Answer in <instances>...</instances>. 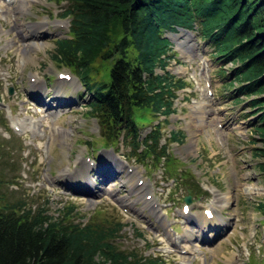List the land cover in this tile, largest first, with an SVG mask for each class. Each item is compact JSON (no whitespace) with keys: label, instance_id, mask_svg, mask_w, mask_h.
<instances>
[{"label":"rangeland","instance_id":"obj_1","mask_svg":"<svg viewBox=\"0 0 264 264\" xmlns=\"http://www.w3.org/2000/svg\"><path fill=\"white\" fill-rule=\"evenodd\" d=\"M67 5L52 0H0V101L5 106L0 105V208L16 205L33 212L43 209L44 214L57 218L63 207L72 205L74 223L84 224L89 218L111 226L122 223L115 245L156 256L160 264H264V213L258 209L264 203V172L257 167L263 160L259 153L264 143L255 131L257 115L246 103L257 96L240 94L241 101H235L239 83L232 87L227 84L232 79V64L217 62L212 45L195 32L193 36L178 32L173 43L175 56L166 67L187 84L177 91L176 110L161 128L165 138L160 142L168 139L170 130L183 133L181 143L165 144L168 153L180 161L175 162L179 174H174L177 179L173 184L161 183V177L170 178L161 164L155 167L148 163L145 174V166L131 160L135 166L127 165L126 170L132 171L129 175L106 150L101 152L103 160L97 169L83 164L78 178L73 173L72 182L62 180L68 165L79 168L82 154L93 160L95 156L89 151L94 153L99 145V126L88 112L87 91L76 93L84 100L79 99L68 113L60 111V115L44 119L41 131L38 125L37 131L28 125L20 131L11 129V122H39L32 115L38 108L33 102L43 105L44 97L31 86L36 80L42 81L37 86L52 91L46 92V99L60 89L63 100L75 99L72 94L80 87L78 80L72 75L67 82L57 80L58 73L69 71L52 60L55 39L68 31V20L61 17ZM8 86L16 91L11 98L6 94ZM208 89L211 96L206 93ZM51 102L45 101L47 111L54 108L55 102ZM57 107L65 108L60 103ZM39 112L38 118H43L44 112ZM116 147L118 153L127 151L121 139ZM108 169L112 172L105 171ZM120 170H124L122 175ZM183 171H188V179L180 176ZM89 176L97 177L93 178L97 184H92ZM142 185L144 190L133 189ZM192 185L199 187L190 192ZM71 186L83 188L77 189L81 191L78 193L69 191ZM186 195L200 198L191 204L192 212L187 216L192 223L186 219V223H175L176 232H172L166 222L179 213ZM149 201L156 202V211L150 209ZM210 204L217 226L200 219L204 206ZM172 237L187 251H177ZM193 237L198 238L189 247L187 241Z\"/></svg>","mask_w":264,"mask_h":264},{"label":"trees","instance_id":"obj_2","mask_svg":"<svg viewBox=\"0 0 264 264\" xmlns=\"http://www.w3.org/2000/svg\"><path fill=\"white\" fill-rule=\"evenodd\" d=\"M52 1L68 4L61 17L69 20L66 36L55 40L52 60L78 75L90 94L88 112L102 127L104 145L123 136L138 162L164 158L171 169L173 158L159 143L160 124L144 136L140 127L175 112L176 90L185 83L166 69L175 55L166 35L178 28L196 30L212 45L217 62L232 64L227 84L239 83L235 101L240 94L257 96L246 103L257 115L255 131L264 143V0ZM169 133L170 141L181 143L182 132ZM260 150L257 167L264 172ZM258 209L264 213V203ZM44 212L0 208V264L159 263L115 245L122 223H74L72 205L57 218Z\"/></svg>","mask_w":264,"mask_h":264},{"label":"water","instance_id":"obj_3","mask_svg":"<svg viewBox=\"0 0 264 264\" xmlns=\"http://www.w3.org/2000/svg\"><path fill=\"white\" fill-rule=\"evenodd\" d=\"M11 92H12V88H9V94H11ZM186 199L188 200L189 198Z\"/></svg>","mask_w":264,"mask_h":264},{"label":"bare ground","instance_id":"obj_4","mask_svg":"<svg viewBox=\"0 0 264 264\" xmlns=\"http://www.w3.org/2000/svg\"><path fill=\"white\" fill-rule=\"evenodd\" d=\"M30 43H32V44H30V45H34L33 42H30ZM106 171L109 172L108 170H106ZM113 173H115V171H114Z\"/></svg>","mask_w":264,"mask_h":264}]
</instances>
